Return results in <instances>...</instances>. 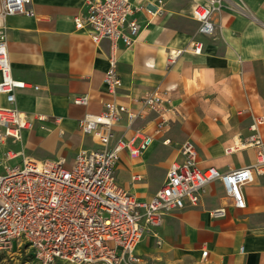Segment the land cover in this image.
I'll list each match as a JSON object with an SVG mask.
<instances>
[{"label":"crops","instance_id":"crops-1","mask_svg":"<svg viewBox=\"0 0 264 264\" xmlns=\"http://www.w3.org/2000/svg\"><path fill=\"white\" fill-rule=\"evenodd\" d=\"M141 1L154 5V0ZM203 2L164 0L155 16L135 15L140 26L135 42L129 49L118 43L116 72L121 86L114 95L102 85L107 43L92 44L72 24L74 16L85 14V0H28L30 16L4 17L10 76L28 84L13 92L12 107L33 122L18 141H0V169L23 159L69 162L78 151L95 148L93 140L79 131V119L98 114L106 101L133 109L154 88L168 100L174 116L138 156L119 155L116 176L123 168L130 172L119 185L122 189L148 200L157 189L145 191L144 169L162 151L165 176L170 162L181 159L177 150L186 140L195 147L199 169L213 167L225 173L253 164L254 148L224 151L249 135L248 127L258 117L263 119L258 130L264 143V0H224L212 16L211 35L198 33V24L190 17L191 9ZM195 43L200 45L198 54L192 52ZM169 51H180L171 65L166 64ZM83 95L86 106L72 104L74 97ZM8 106L0 95V107ZM36 116L43 120L36 122ZM153 126L151 114L130 128L122 116L115 134L125 140L134 137L131 147L136 148L137 134L150 135ZM163 139L168 144L162 145ZM241 192L245 206L239 210L219 182L208 184L196 206L164 217L154 230L159 246L147 232L135 253L151 264H264V175L252 178ZM217 208H224V216L210 217ZM201 250H206L204 259Z\"/></svg>","mask_w":264,"mask_h":264},{"label":"built area","instance_id":"built-area-1","mask_svg":"<svg viewBox=\"0 0 264 264\" xmlns=\"http://www.w3.org/2000/svg\"><path fill=\"white\" fill-rule=\"evenodd\" d=\"M223 1L204 0L191 9L190 17L197 22L198 33H213L212 16ZM27 3L28 0H0V95L9 105L0 107V141H18L21 132L29 130L33 122L12 107L13 92L28 88V84L10 76L2 23L4 17L13 14L30 16ZM163 5L164 0H154L153 6L141 0H85V14L72 18L74 29L84 31L92 44L104 41L108 45L107 69L102 77L106 93L114 95L121 86L116 72L118 43L129 49L135 42L140 29L135 15L145 12L153 17ZM199 50L200 45L195 43L192 52L198 54ZM179 53L169 51L166 64L171 65ZM72 104L86 106L87 96L74 97ZM150 114L153 131L150 135L137 134L140 142L136 148L131 147L134 137L125 140L115 134L122 116L130 128ZM173 116L168 100L156 88L146 91L133 109L106 101L98 114L84 115L77 121L79 131L93 140L95 148L78 151L69 162L62 158L23 159L16 166L1 165L0 264L27 252L37 264H151L135 253L144 234L151 233L159 246L154 230L164 217L173 210L196 206L205 186L215 181L221 184L232 206L243 209L241 187L255 176L264 175V143L258 130L263 123L261 117L252 119L249 135L224 151L227 154L238 148H254L253 164L225 173L213 167L199 169L195 147L186 140L177 150L181 159L170 162L163 183L148 200L137 199L116 183L119 155L126 152L129 157L138 156ZM35 120L43 118L36 116ZM161 144H168V139ZM11 157L14 154L9 153ZM222 216L224 208L210 211L212 218ZM205 256L206 250H201L200 258Z\"/></svg>","mask_w":264,"mask_h":264},{"label":"rangeland","instance_id":"rangeland-1","mask_svg":"<svg viewBox=\"0 0 264 264\" xmlns=\"http://www.w3.org/2000/svg\"><path fill=\"white\" fill-rule=\"evenodd\" d=\"M153 146L150 150H153ZM158 153L153 156L152 163L144 169V176H145V191L151 193L155 191L161 186L163 176H164V152L157 151ZM141 172V171H140ZM128 169H122L117 171V176L115 174L116 183L118 185L123 186L124 183L127 181ZM3 264V263H1ZM6 264H37L32 254L29 252L22 253L19 257H17L12 262L8 261Z\"/></svg>","mask_w":264,"mask_h":264}]
</instances>
